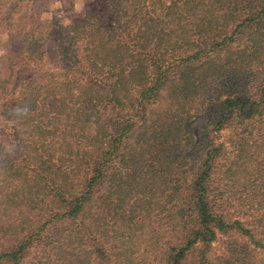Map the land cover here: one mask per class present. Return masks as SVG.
I'll return each instance as SVG.
<instances>
[{
    "label": "trees",
    "instance_id": "obj_1",
    "mask_svg": "<svg viewBox=\"0 0 264 264\" xmlns=\"http://www.w3.org/2000/svg\"><path fill=\"white\" fill-rule=\"evenodd\" d=\"M12 2L0 264H264V0Z\"/></svg>",
    "mask_w": 264,
    "mask_h": 264
},
{
    "label": "rangeland",
    "instance_id": "obj_2",
    "mask_svg": "<svg viewBox=\"0 0 264 264\" xmlns=\"http://www.w3.org/2000/svg\"><path fill=\"white\" fill-rule=\"evenodd\" d=\"M8 1V0H5ZM12 1V0H10ZM18 0H14L15 3ZM75 2L69 3V0H65V4L63 7H58L54 3L53 5L50 6L49 10L41 16V22L43 26H47L48 23L53 24V28L55 30H60V31H69L72 30L76 27L77 21L78 20H85L88 23H91L93 21L92 19V14L90 11L86 8L85 11L81 12V15L76 13V8H75ZM21 5H17V10H19ZM31 7L32 5L29 4H23V10H22V16H26L25 19L22 21H14L12 22V26H10V33L13 35L15 31H17L20 28L25 29L29 25V17L31 15ZM8 9V7L5 9V11ZM75 9V10H74ZM4 11V12H5ZM8 11V10H7ZM75 11V12H74ZM76 13V14H74ZM20 15V17H22ZM57 26H55V25ZM1 25V23H0ZM2 30L5 28L3 25ZM4 31V30H3ZM1 39L3 41L0 43V79L3 78L6 75V68H7V63L3 58L7 57L8 55H14L16 52V45L15 41L12 39L10 35L3 36ZM50 48V45H47ZM228 132H225L223 134V140H227L228 137ZM237 238V237H234ZM229 240L228 237H223L219 236V239L216 243H214L211 247V250L209 252V256L213 259H216V257H221L226 249V246L224 245L225 242ZM257 258L258 260H261L264 255L257 252Z\"/></svg>",
    "mask_w": 264,
    "mask_h": 264
},
{
    "label": "crops",
    "instance_id": "obj_3",
    "mask_svg": "<svg viewBox=\"0 0 264 264\" xmlns=\"http://www.w3.org/2000/svg\"><path fill=\"white\" fill-rule=\"evenodd\" d=\"M89 0H80L81 2V8L79 9V11L76 10V13H78L79 15H81V12L82 11H85L86 8H87V2ZM72 2H75L76 3V0H69V3H72ZM56 4V6L58 7H63V5L65 4V0H55L54 2ZM75 5V4H74ZM75 10V9H74ZM75 12V11H74ZM74 13V14H76Z\"/></svg>",
    "mask_w": 264,
    "mask_h": 264
},
{
    "label": "clouds",
    "instance_id": "obj_4",
    "mask_svg": "<svg viewBox=\"0 0 264 264\" xmlns=\"http://www.w3.org/2000/svg\"><path fill=\"white\" fill-rule=\"evenodd\" d=\"M75 8H76L77 11H79V9L81 8V2H80V0H76Z\"/></svg>",
    "mask_w": 264,
    "mask_h": 264
}]
</instances>
